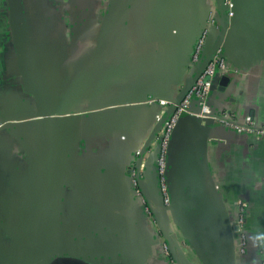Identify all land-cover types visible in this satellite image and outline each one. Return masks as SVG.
Returning a JSON list of instances; mask_svg holds the SVG:
<instances>
[{
    "label": "crops",
    "instance_id": "crops-1",
    "mask_svg": "<svg viewBox=\"0 0 264 264\" xmlns=\"http://www.w3.org/2000/svg\"><path fill=\"white\" fill-rule=\"evenodd\" d=\"M238 6L230 69L219 75L230 80L218 81L210 103L264 124V0ZM216 8L215 0H0V119L46 109L87 114L45 131H0V264L32 191L40 202L24 226L20 264H261L264 138L184 119L173 202L164 206L153 164L157 136L144 151L162 113L144 108L129 121L90 115L118 102L176 98L192 75L187 49ZM215 28L208 49L219 39ZM138 162L153 219L131 189L129 170ZM239 199L249 204L245 253L235 241ZM156 217L173 263L160 250L167 240Z\"/></svg>",
    "mask_w": 264,
    "mask_h": 264
},
{
    "label": "built area",
    "instance_id": "built-area-1",
    "mask_svg": "<svg viewBox=\"0 0 264 264\" xmlns=\"http://www.w3.org/2000/svg\"><path fill=\"white\" fill-rule=\"evenodd\" d=\"M217 1V0H215ZM226 7L228 18L234 16V1L223 0ZM219 10L218 8L211 10L206 18V23L201 34L192 44V50L189 53L188 67L196 68L204 61L207 54V43L211 30L215 26H219ZM230 69V63L227 56L224 55L223 44L219 45L213 53L210 61L204 67L198 76L194 85L186 93L183 100L177 106L175 112L165 121L162 129L155 139V148L157 151L154 160V166L158 177L159 195L162 205H171L170 192V155L171 148L177 131L180 127L181 120L187 117L199 120L202 123L212 121L213 125L224 127L233 130L238 134L254 138H264V124L258 123L251 115L240 117L234 111H230L225 107H214L210 103V95L215 77L220 74H225ZM150 103H157V110L164 112L172 101L169 99H150ZM131 189L134 195L138 198L139 205L146 217L153 219V213L140 187V181L137 178V169L133 165L129 170ZM236 227L235 241L240 252L245 253L249 247L248 232L246 228L248 217V202L239 199L236 205ZM158 235L161 234L158 229ZM160 250L162 255L170 263H173L171 251L168 243L163 239L161 241ZM261 264H264V253L261 257Z\"/></svg>",
    "mask_w": 264,
    "mask_h": 264
},
{
    "label": "water",
    "instance_id": "water-1",
    "mask_svg": "<svg viewBox=\"0 0 264 264\" xmlns=\"http://www.w3.org/2000/svg\"><path fill=\"white\" fill-rule=\"evenodd\" d=\"M233 1H234V7H233L234 16L232 18H228L227 14H226V7L224 5L223 0H217L218 8H219V26L221 27L219 39L213 48L208 49V46H207V54H206L204 61H202V63L200 65H196V68H194L193 70L190 69L192 71V75H191L188 83L186 84V86L180 92V94L174 99H171V98L169 99L172 101V104L169 105V107L163 113L161 112L162 117H161L160 121L158 122L157 126L155 127V129L153 130V132L151 133V136L149 137V139L146 143L144 151H146V149L150 147L151 143L154 141L155 137L158 135V133L162 129L165 121L175 112V110L177 109V106L183 100L186 93L194 85L198 76L200 75V73L202 72L204 67L207 65V63L210 61V59H211L213 53L215 52V50L217 49V47L219 45L223 44L224 55L225 56L228 55L227 54V48H228L229 39H230L231 33L234 31V28L236 27V24L238 23V18H239V13H240L239 12V6H238V0H233ZM207 16L204 19V23H203L204 25L206 23ZM204 25H203V27H204ZM203 27L197 32L195 39H193L191 41V43L187 49V55H186L187 65H188L189 60H190L189 53L192 50V44L196 40V38L201 34ZM215 29L216 28L213 27V29L211 30V33ZM211 33H210V35H211ZM227 60H228V58H227ZM125 67H126V64L120 65V69L122 70V72L123 71L125 72ZM220 79H221V84L225 85L227 83V81L230 80V77L227 75H223L222 78H220V76L217 75L213 81L212 91L214 89H216L217 83H218V81H220ZM150 99H163V97H151V98H146V99H142V100L125 101V102H118V103H114V104H109V105L103 106L99 109H95V110L91 111L90 115L98 116V115H103L106 113L114 112V113H116L117 119H122L125 121L133 120L134 118H136L139 111H141L142 109L149 108V107L154 108V109L157 108V103L156 102L150 103L149 102ZM166 99H168V98H166ZM86 116H87L86 113H82L81 111H78V110H72L70 108L63 109V110H61V109H56V110L46 109L43 111L42 114H39V115H31V116H25V117H19V118H4V117H2L0 119V131L4 130L6 128L12 129V128L31 126V125H43L44 131H45L48 123L50 124V123L55 122L56 124H59L61 122H73V121H76V120L81 119L82 117H86ZM184 119H186V118H184ZM184 119L181 120L180 127H179L177 134L175 136V139L173 141L172 148H171L170 160H169V165H170V170H169L170 192H171V199H172L171 204L173 202V178H174L176 164L178 162V157H179V144H178V142H179V139L181 138L180 137L181 136L180 131L182 130V124H183ZM191 119L193 121H195L196 123H198V125H201V124H209V125L212 124L213 125L212 121H206L205 123H202L199 120H195L193 118H191ZM153 164H154V161H153ZM139 167H140V162H138L136 164L137 178L140 181V169H139ZM157 179H158V177H157ZM140 187H141V185H140ZM31 195H32L31 196V202L33 205L29 209L28 213H26L24 215V217L21 221L19 229L16 233L15 245L13 247L11 255L9 256V258L6 261V264H20V263H18L17 256H18V254L24 253V251H25V248H26L25 243L22 240V236H24L23 235L24 226L27 223V221L35 213L37 202L38 203L40 202L36 198V195L34 194L33 191L31 193ZM41 203H47V202H45V200H44V201H41ZM49 205L53 206V208L57 209L60 205L59 196L58 195L54 196L52 204H49ZM156 219L158 221V224L162 228L164 235L166 236V231L164 230L162 222L160 221L159 217H156ZM234 229L236 230L237 227L235 226ZM166 240H167L169 247L171 249V252L173 254V258L176 261V258L174 257V255H175L174 247L172 246V244L169 243L167 236H166Z\"/></svg>",
    "mask_w": 264,
    "mask_h": 264
},
{
    "label": "flooded vegetation",
    "instance_id": "flooded-vegetation-1",
    "mask_svg": "<svg viewBox=\"0 0 264 264\" xmlns=\"http://www.w3.org/2000/svg\"><path fill=\"white\" fill-rule=\"evenodd\" d=\"M29 136V135H28ZM31 219V218H30ZM25 226H27V223L25 224Z\"/></svg>",
    "mask_w": 264,
    "mask_h": 264
}]
</instances>
